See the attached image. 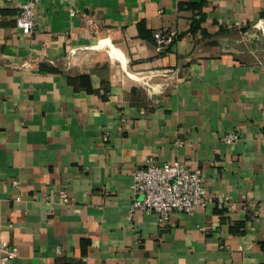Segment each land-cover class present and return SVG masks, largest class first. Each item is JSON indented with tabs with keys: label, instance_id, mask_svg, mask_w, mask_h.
Listing matches in <instances>:
<instances>
[{
	"label": "crops",
	"instance_id": "1",
	"mask_svg": "<svg viewBox=\"0 0 264 264\" xmlns=\"http://www.w3.org/2000/svg\"><path fill=\"white\" fill-rule=\"evenodd\" d=\"M20 2L0 0L9 264H264V0H41L30 35ZM150 158L202 170L213 203L131 211Z\"/></svg>",
	"mask_w": 264,
	"mask_h": 264
},
{
	"label": "built area",
	"instance_id": "2",
	"mask_svg": "<svg viewBox=\"0 0 264 264\" xmlns=\"http://www.w3.org/2000/svg\"><path fill=\"white\" fill-rule=\"evenodd\" d=\"M40 2L41 0H21L19 4L17 27L27 35L35 31ZM90 23L92 27L96 25L93 18L90 19ZM255 28L264 32L263 21L259 20ZM179 36L175 29L157 32L155 35L157 52L166 51L179 39ZM136 77L140 79V75L136 74ZM145 78L147 77H143L142 81L148 85L149 81ZM237 139L238 136L234 133L225 136L227 143ZM205 182V176L200 169H193L180 161L159 165L155 159L150 158L146 165L134 174L133 189L144 197L133 201L131 211L140 209L155 214L159 222L165 223L175 212L191 214L199 209L207 208L213 200L210 199ZM62 197L65 202L69 201L68 194L65 193ZM218 205L220 208L226 206L225 208L231 209L229 202H220ZM0 252V264H9L19 254L18 248L7 242L2 243Z\"/></svg>",
	"mask_w": 264,
	"mask_h": 264
}]
</instances>
